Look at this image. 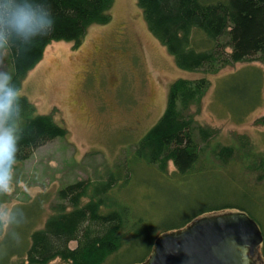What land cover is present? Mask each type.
Returning a JSON list of instances; mask_svg holds the SVG:
<instances>
[{
	"label": "rangeland",
	"instance_id": "374dc122",
	"mask_svg": "<svg viewBox=\"0 0 264 264\" xmlns=\"http://www.w3.org/2000/svg\"><path fill=\"white\" fill-rule=\"evenodd\" d=\"M108 14L109 22L90 26L77 48L67 42L49 44L21 84L19 97H25L36 114L51 116L66 135L14 165L12 186L0 193V244L20 208L24 214L35 211V220L41 222L50 214V205L57 202L60 189L77 181H104L108 173H117V166L122 172L109 196L157 223L159 230L186 218L188 214L182 213L166 223L164 220L179 212L188 197L194 208L200 206L194 204L197 199L243 206L257 223L264 242V176L248 171L249 162L242 159L240 151L226 165L216 163L209 153L202 157L211 177L201 193H196L197 198L186 183H178L182 181L171 163L165 176L142 164L130 166L132 173L123 165L164 112L168 87L178 79L209 81L199 108L190 112L199 126L215 131L212 146L238 149L239 138L245 137L252 152L264 157V65L235 64L213 75L182 71L148 31L136 0H113ZM203 40L202 34L193 35L199 49L209 47ZM4 60L5 51L0 50V64ZM192 181L201 185V177ZM229 212L235 210L201 217ZM75 245L70 243L69 247ZM144 251H126L124 247L105 264H129ZM7 255L0 250V261ZM258 255L257 264H264V243ZM18 258L10 254L8 263ZM49 264L66 263L56 259Z\"/></svg>",
	"mask_w": 264,
	"mask_h": 264
},
{
	"label": "trees",
	"instance_id": "16d2710c",
	"mask_svg": "<svg viewBox=\"0 0 264 264\" xmlns=\"http://www.w3.org/2000/svg\"><path fill=\"white\" fill-rule=\"evenodd\" d=\"M112 3L113 0H48L55 19L53 30L27 42L8 37L0 46L5 51L0 72L9 74L10 83L19 92L27 73L41 61L49 44L67 42L77 48L90 26L109 22ZM136 5L150 34L182 71L213 75L235 64L264 65V0H136ZM196 33L203 35V42L209 47L199 49L194 45ZM248 85L250 90L252 85ZM209 86L206 78L178 79L169 85L164 112L135 144L131 160L123 164L127 172L132 173L135 164H142L165 176L171 163L182 181L178 183H186L195 196L211 177L202 157L209 153L216 163L226 165L238 150L242 159L249 162L248 171L264 176V157L252 152L245 137L239 138L238 149L212 146L215 131L194 120L190 110L199 108ZM19 105L16 120L22 131L15 164L25 162L34 150L66 135L51 116L36 114L25 97H20ZM116 170L117 173H108L104 181H77L60 189L57 202L50 205V214L41 222L35 220L33 210L24 214L20 208L15 212L11 229L0 244V250L8 254L0 264H9L10 254L19 257L13 264H49L56 259L66 264H105L124 247L126 251L145 248L141 258L129 263L141 264L162 235L182 229L198 217L235 210L251 218L237 203L217 205L197 199L194 204L200 206L194 208L187 197L184 207L164 220L166 223L182 213L188 214L186 218L159 230L157 223L149 222L109 196L122 172L118 166ZM200 177L201 185L190 183ZM128 178L126 175L125 184ZM70 243L76 244L73 249Z\"/></svg>",
	"mask_w": 264,
	"mask_h": 264
},
{
	"label": "water",
	"instance_id": "95a60500",
	"mask_svg": "<svg viewBox=\"0 0 264 264\" xmlns=\"http://www.w3.org/2000/svg\"><path fill=\"white\" fill-rule=\"evenodd\" d=\"M262 243L257 223L244 212L205 216L162 235L141 264H257Z\"/></svg>",
	"mask_w": 264,
	"mask_h": 264
},
{
	"label": "clouds",
	"instance_id": "9594fccd",
	"mask_svg": "<svg viewBox=\"0 0 264 264\" xmlns=\"http://www.w3.org/2000/svg\"><path fill=\"white\" fill-rule=\"evenodd\" d=\"M48 0H0V46L10 36L31 41L48 35L54 27ZM11 77L0 72V193L12 186L14 165L21 127L16 117L20 113L18 89Z\"/></svg>",
	"mask_w": 264,
	"mask_h": 264
}]
</instances>
